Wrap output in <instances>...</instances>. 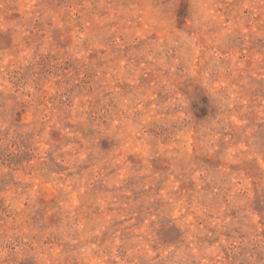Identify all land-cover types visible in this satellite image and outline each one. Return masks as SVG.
I'll list each match as a JSON object with an SVG mask.
<instances>
[{
  "label": "clouds",
  "instance_id": "obj_1",
  "mask_svg": "<svg viewBox=\"0 0 264 264\" xmlns=\"http://www.w3.org/2000/svg\"><path fill=\"white\" fill-rule=\"evenodd\" d=\"M257 40L264 0H0V264H264Z\"/></svg>",
  "mask_w": 264,
  "mask_h": 264
},
{
  "label": "rangeland",
  "instance_id": "obj_2",
  "mask_svg": "<svg viewBox=\"0 0 264 264\" xmlns=\"http://www.w3.org/2000/svg\"><path fill=\"white\" fill-rule=\"evenodd\" d=\"M27 2L28 3H38V0H27ZM19 15H20L19 12H15L12 14L14 19L17 18ZM255 44L259 45L260 47H264V40H257ZM47 47L48 45L45 46V51H47ZM245 51H247V49H245ZM62 71L66 73H72V76L74 77V79L66 81V83L68 84V91L70 93L75 94V105L83 106L85 108H90L91 101L93 100V98L90 95L84 93V89L87 87V85L85 84V80L87 79V77L83 73H78L76 69L73 67L72 62L70 60L64 61L63 66H62ZM60 86H61L60 80H53L49 82L48 84V87L51 91H56L57 88H59ZM81 93H84V94H81ZM71 181H72V178L69 175L67 177V183L70 185ZM37 187H39V181H37ZM52 187L53 186L50 183L44 185L45 197L49 200L54 199V196H52ZM83 190L84 189H82V191ZM42 202H43V199H42ZM72 202L75 205H78L80 203L78 193H76L75 191H73L72 193Z\"/></svg>",
  "mask_w": 264,
  "mask_h": 264
}]
</instances>
